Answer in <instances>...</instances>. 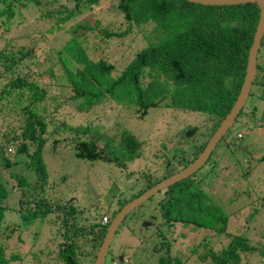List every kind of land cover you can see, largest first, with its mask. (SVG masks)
Listing matches in <instances>:
<instances>
[{
    "label": "trees",
    "instance_id": "16d2710c",
    "mask_svg": "<svg viewBox=\"0 0 264 264\" xmlns=\"http://www.w3.org/2000/svg\"><path fill=\"white\" fill-rule=\"evenodd\" d=\"M71 1L70 4L67 0H50L57 2V5L42 11V17L51 20L48 31L55 33L64 28L70 37L61 46L54 44L51 47L57 60L46 53L38 56L37 61L38 67L45 66L39 73L49 84L53 79L52 85L61 86L69 92L65 101H75L78 112H87L98 104L112 101L114 106L132 110L138 118L156 106L196 112L202 114L206 121L205 130L196 134V127L187 128L182 134L183 139H187L186 149L177 146L169 156L166 155L158 173L142 174V187L129 197L119 199V205L113 209L110 217L103 214L99 222L88 223L87 217L82 218L78 206L61 198L55 200L53 193H49L51 182L43 158L45 145L53 148L63 144L73 149L76 157L90 161L105 159L124 167L125 162L139 156L141 141L127 130L120 129L118 122L102 128L92 127L89 122L70 125L63 121L49 134L44 108L38 106L46 97V88L38 83L34 75L24 74L19 69L20 63L25 64L28 60L29 50L32 49L26 47L24 51L23 45L19 50L0 47L4 80L0 87V113L8 110L23 120L22 124H14L10 119L7 124L0 123V264H10L23 254H34L27 248L21 252L11 249L12 252L8 253L5 237L14 234L18 244L25 241L31 247L41 224L50 222L54 225L55 221L61 242L49 261L52 264H93L113 214L125 202L196 158L228 113L243 81L248 49L259 18V8L255 3L202 5L187 0H117L115 8L125 24V29L117 32L101 26L99 19L92 24L87 19H76L84 11L96 8L100 0ZM41 3L42 0H0V16L11 19L19 8L32 4L40 6ZM149 24L151 31L145 36L147 44L131 52L123 67L108 61L107 56L92 58L93 53L110 38L124 37L133 29L142 30ZM5 29L8 30V26ZM91 32L93 36L90 37ZM62 35L56 36V39ZM256 60L257 74L246 102L234 121L241 126L264 128V35ZM230 128L215 144L200 168L164 188L158 201L160 204L164 201L167 203L159 206L162 221L155 224L156 233L165 235L166 231L176 227L175 223L192 231L206 229L223 233L229 220L236 219L240 211L248 212L245 216L246 231H252L251 223L255 219L261 223L255 228L261 226L264 229V188L263 194H260L251 184L263 175L259 173L258 177H254L251 173L264 161V153L253 158L250 153L256 145L249 148L245 141L248 135L251 137V132L245 131L238 138L229 133ZM187 131L193 134L190 136ZM10 132L11 136H8ZM19 152H25L29 158L22 162L28 169L26 173L21 172V168L15 165L17 172L11 174L22 185L18 196L20 200L16 204H8L6 198L10 190L1 168L15 164L10 155L16 156ZM234 172L236 177L240 176L236 186L242 187L237 190L231 188L232 199H224V192L215 186H226L230 182V174ZM27 179L31 180L30 183L33 179L38 183L26 186ZM218 193L220 199L217 201ZM222 199L224 205L221 204ZM173 201L176 212L170 213ZM233 204L236 210L231 209ZM9 212L14 220H6ZM103 216H107V221H102ZM258 235L261 237L264 231L254 229V236ZM207 238L205 236L191 248V252L197 253V259H207L204 264H239L244 252H258L264 256V244L260 248L249 243L242 232L231 235L219 251L207 246ZM165 242L169 248V240ZM161 243H164V239ZM200 247H206V251L202 253ZM167 256L169 261L174 258V264H196L193 261L183 263L179 256ZM168 258L160 257L159 263L165 264Z\"/></svg>",
    "mask_w": 264,
    "mask_h": 264
},
{
    "label": "rangeland",
    "instance_id": "374dc122",
    "mask_svg": "<svg viewBox=\"0 0 264 264\" xmlns=\"http://www.w3.org/2000/svg\"><path fill=\"white\" fill-rule=\"evenodd\" d=\"M67 3L71 4L72 1L67 0ZM116 3L117 0H100L96 8L84 11L76 19H87L90 24L99 19L101 26H107L117 32L122 31L125 29V24L121 14L115 8ZM56 5L57 2L42 0L40 6L32 4L29 7L19 8V12L11 19L6 20L4 16H0V47L19 50L23 45L22 50L24 51L26 47L32 49L29 50L28 60L25 64L20 63L19 69L24 74L34 75L33 77L38 83L46 88V97L39 102L38 106H43L44 108L43 114L47 120L46 130L49 134L53 133L54 127L61 125L63 121L70 125L89 122L92 127L102 126V128L112 126L115 122H118L117 126L120 129L127 130L141 141L139 156L125 162L124 167H120L114 162L105 159L90 161L76 157L73 149L63 144L53 148L45 145L43 158L50 180L47 178V181L51 182L49 193H53L56 197L55 200L59 201L61 198L67 200L69 204L78 206V211L82 213V218L87 217L88 223L99 222L103 214L111 216L113 209L119 205V199H123L125 196L129 197L142 187V174H151L154 171L158 173L161 165L165 162L166 155L169 156L174 148L177 146L187 148V139L182 137L187 128L196 127V134L199 131L203 132L206 121L200 113H191L190 111L161 106L151 107L142 118H138L132 110L123 106H114L112 101L98 104L87 112H78L75 109V101H65V97L68 96L69 92L61 86L52 85L53 79L51 84H49L47 79L39 73V70L45 66L38 67V56L47 53L53 60H57L54 49L51 50V47L54 44L57 47L61 46L70 37V34L64 28L56 30L55 33L48 31L51 20L43 18L42 11ZM2 20H4L3 23ZM7 26L8 30L5 29ZM150 31L151 25L149 24L142 30L133 29L124 37L110 38L102 44L103 47L101 49L98 48L93 53L92 58L107 56L108 61L115 63L116 66L123 67L133 52L138 51L147 44L145 36ZM61 34H63L62 37L56 39V36ZM91 36H93L92 32L90 33ZM95 40L98 41V38H95ZM1 71L0 66V87L4 82ZM14 117L15 114L13 112L9 113L8 110H3L0 113V123L6 122L7 124L10 119L14 124H22V117ZM244 128L246 129L244 130ZM245 131L251 132V137L248 135L245 141L249 148L256 145L255 149L252 150L253 152L250 153L256 159V157L264 153V128L259 126H241L237 121H234L229 133L241 138ZM187 132L190 136L193 134L191 131ZM8 136H11V132ZM9 147H12V145ZM10 158L15 164L1 169H3V177L10 190L6 202L8 204H16L20 200L18 196L22 185L19 179L14 177L11 172L16 173L17 167H20L21 172L26 173L28 168L22 162L27 161L29 158L25 152L16 153V156L10 155ZM15 160H20V162ZM253 171L251 174L254 177H258L259 173H263L259 179H254L251 182L252 186H255L254 189L263 194L264 161L258 164ZM230 175L233 178L235 177V179L230 176V182L226 186H215L217 190L224 192L222 196L224 199L228 198V200L232 199L231 188L237 190L242 187L236 186L237 182L239 183L237 178L240 176L236 177L237 174L235 172ZM26 181L28 183L26 186H33L38 183L34 179L32 183L29 182L31 180L28 181L27 179ZM163 190L164 188L158 190L151 198L143 202L142 206L139 205L125 216L116 230L105 256L104 264H112V261L116 264H158L160 257L168 258V254L171 257H181V262L183 263L193 261L196 264H204L207 259L205 258L202 261L197 259V253L191 252L192 246H196L206 236L208 237L206 240L207 246L212 247L214 251H219L221 246L228 242L231 235L240 232L247 237L249 243L259 245L262 248L261 244H264V235L261 237L259 235L254 236V229L256 231H264V229L261 226L255 228L256 225L261 224L257 221L258 219H255L251 223L252 231H246L244 229L246 227L245 216L248 215L246 211H240L237 213L239 216L236 219H230L223 233L206 229L192 231L177 223H175L176 227L174 229L166 231L165 235L162 234L163 236L156 233L155 224L162 221L159 206L167 203V201H164L160 204L158 201L164 192ZM219 199L220 194L218 193L216 200L218 201ZM224 199L221 201L222 205L225 204ZM171 206L170 213L176 212V203L174 201ZM236 208L235 204L231 205L232 210H236ZM10 219L14 220L9 212L6 215V220ZM57 228L58 223L56 221L54 225L50 222H43L38 231L37 239L31 247L27 246L25 241L18 244L14 234L12 237H5L8 253L9 251L12 252V250L21 252L26 248L28 251L34 252V254H23L20 259L11 261L10 264H52L49 259L54 255L58 244L61 242V236L56 232ZM162 233H164V228H162ZM163 239L164 243H161ZM166 239L170 242L169 248H167ZM206 247L203 249L200 247L199 250L203 253L206 251ZM36 256L39 257L36 258ZM173 259L169 261L168 258L165 264H174ZM239 264H264V256L258 252H244Z\"/></svg>",
    "mask_w": 264,
    "mask_h": 264
},
{
    "label": "water",
    "instance_id": "95a60500",
    "mask_svg": "<svg viewBox=\"0 0 264 264\" xmlns=\"http://www.w3.org/2000/svg\"><path fill=\"white\" fill-rule=\"evenodd\" d=\"M192 3H199L202 5H231L239 3H255L259 8V18L253 33L252 43L248 49L247 62L245 68V74L243 81L238 92V95L228 111L225 117L220 121L219 125L213 132V134L207 140L206 145L202 151L189 162L186 166L180 170L162 178L155 184L146 188L141 194L133 197L129 201L125 202L119 210H117L111 217L109 223L106 226L105 234L102 238V242L99 245L93 264H104L105 256L108 252L109 246L115 236L116 230L122 223L125 216L132 211L140 203L147 200L150 196L155 194L158 190H161L173 183L180 181L181 179L189 176L191 173L200 168L209 156V153L214 148L215 144L226 133L228 128L233 124L236 116L241 108L244 106L248 97L252 81L257 74V53L261 44L262 36L264 35V0H187Z\"/></svg>",
    "mask_w": 264,
    "mask_h": 264
},
{
    "label": "built area",
    "instance_id": "2783aa9c",
    "mask_svg": "<svg viewBox=\"0 0 264 264\" xmlns=\"http://www.w3.org/2000/svg\"><path fill=\"white\" fill-rule=\"evenodd\" d=\"M102 221H103V222L107 221V216H103V217H102ZM112 264H116V263L113 261Z\"/></svg>",
    "mask_w": 264,
    "mask_h": 264
}]
</instances>
